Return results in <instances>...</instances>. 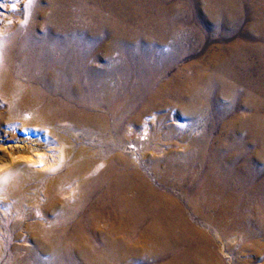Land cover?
<instances>
[{
  "label": "bare ground",
  "instance_id": "obj_1",
  "mask_svg": "<svg viewBox=\"0 0 264 264\" xmlns=\"http://www.w3.org/2000/svg\"><path fill=\"white\" fill-rule=\"evenodd\" d=\"M141 4L0 0V264H264V59Z\"/></svg>",
  "mask_w": 264,
  "mask_h": 264
},
{
  "label": "rangeland",
  "instance_id": "obj_2",
  "mask_svg": "<svg viewBox=\"0 0 264 264\" xmlns=\"http://www.w3.org/2000/svg\"><path fill=\"white\" fill-rule=\"evenodd\" d=\"M148 1H150V0H148ZM162 1L164 2V4L161 5V8L163 10H165V11L170 10V11L176 13V14L174 13V15H175L174 17H175V20L177 21V23L179 24V26L182 28L181 35H184V34H187L189 32H193V31H197L200 27H202V23H205L206 25L209 24L208 23L209 22V18H208L209 17L208 16L209 15L208 14L209 13V10H208L209 7L208 6H203L204 8L202 7L200 9L201 10L200 11L199 9L192 8V5L189 4V3H192L193 0H165V1L162 0ZM222 1L223 0H219V1L214 0L212 2V4L214 5V11H215L216 15H218L219 17L220 16L222 17L224 15L223 14L224 11L221 7ZM140 4H141V0H129V3L127 5H123L122 0H111V11L114 10L115 12H120V14L122 15L128 29H130L132 31H138L140 29V27L143 25L145 18L147 16H152L154 14V12L148 11L144 7L145 5H142V4L140 5ZM143 4H145V2H143ZM98 7H99V9H101L102 4H99ZM144 9H145V11H143ZM237 10H238V14H240V16L236 17V19H234V18L232 19L230 17L232 14H234V11H235L234 8L230 7L229 9L226 10V13H225V14H228L227 15L229 17L228 20L222 19L223 20L222 21L221 19L220 20L215 19L216 21L218 20V23L208 25L207 30H205V32L203 33L204 40L206 41L205 46L208 49L204 50L202 52L201 58H207L208 59V58H210V56H213L214 53L218 52L220 49L219 46L222 45L220 42V39L225 38L226 40L228 39L225 43V46L233 47L237 43H242L245 47H250V48L254 49L253 53L251 54V59L256 65H260L261 60L264 59V54L260 52L261 49H264V28H263V26H264V0H241V4L237 8ZM146 11H148V12H146ZM144 12H145V14H143ZM235 14H237V13H235ZM258 19H259V21H258ZM189 20L191 21V23ZM130 25H132V26L130 27ZM169 41L171 42L172 40L170 39ZM164 50H167V48ZM98 53H99V55L102 54L101 48L98 49ZM115 57H117V55ZM185 61H187V60L186 59L181 60L177 64V67H180L181 65H183V63ZM258 62H260V63H258ZM99 65H102V62H100ZM260 70H261L260 76L264 75V73H263L264 70H262V69H260ZM4 109H5V106H2L0 104V112H1L0 118L3 117L1 115H4V113H5ZM80 138H82V136ZM4 140L5 139L0 135V158L7 155L9 150H13V149H16L18 147L23 146V144L20 141L12 142V143H9V141H7V144L3 145ZM162 149H164V148H162ZM215 243L217 245H219V242L217 243V240ZM221 257L223 259L226 258L225 256H223V254H221ZM225 260H227V258Z\"/></svg>",
  "mask_w": 264,
  "mask_h": 264
}]
</instances>
